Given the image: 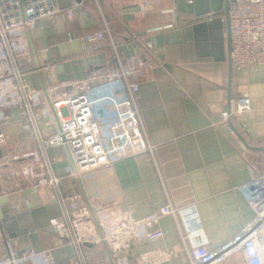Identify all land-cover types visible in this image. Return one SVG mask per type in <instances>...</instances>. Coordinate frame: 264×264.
I'll list each match as a JSON object with an SVG mask.
<instances>
[{"label": "crops", "instance_id": "obj_1", "mask_svg": "<svg viewBox=\"0 0 264 264\" xmlns=\"http://www.w3.org/2000/svg\"><path fill=\"white\" fill-rule=\"evenodd\" d=\"M55 1L59 13L43 20L33 34V46L41 41L48 47L45 60L39 61L34 47L36 69L22 74L33 87L83 79L117 60L142 55L145 40L151 41L156 61L136 94L154 151L82 177L86 206L128 209L135 218L167 203L177 207L175 217L163 215L157 221L162 239L139 242L130 251L131 256L159 248L179 252L159 264H189L180 234H190L188 247L218 248L232 240L253 218L237 186L248 180L249 164L264 171V64L231 69L225 0H215L212 6L206 0H194L193 5L173 0H81L70 18L64 11L73 0ZM142 3L148 4L145 14ZM99 31L105 34L97 46L82 42L86 34ZM68 32L74 34L72 40ZM42 64L58 68L55 82L50 69L37 67ZM238 88L248 92L251 109L232 117V128L222 123L223 111L232 107ZM0 132L5 136L0 142V197H8L1 206L3 214L35 227L42 250L51 251L55 264H110L102 244L76 245L63 238L51 246L44 243L43 222L65 219L64 209L71 215L72 195L85 200L79 184L66 173L70 158L57 147L42 150L38 144V137L50 136L55 126L38 120L27 130L21 113L13 112L7 119L0 113ZM49 170L63 179L64 204L53 186L36 184L40 176H49ZM6 254L0 243V259ZM214 264L246 263L237 251Z\"/></svg>", "mask_w": 264, "mask_h": 264}, {"label": "built area", "instance_id": "obj_2", "mask_svg": "<svg viewBox=\"0 0 264 264\" xmlns=\"http://www.w3.org/2000/svg\"><path fill=\"white\" fill-rule=\"evenodd\" d=\"M173 1L194 3V0ZM77 4L73 0L65 9L66 18L72 16ZM147 10L148 4L142 3V13ZM57 13L55 0H0V113L6 119L13 112L21 113L22 125L27 130L38 120L53 124L55 132L46 138L38 137V144L42 150L66 147L70 158L66 173L78 183V179L95 170L153 153L154 146L147 138L136 105V94L140 80L156 66V61L151 41L145 40L141 45L142 55L117 60L116 65L93 70L83 79L35 88L22 79L25 70L36 69L33 34L40 28L41 21ZM228 27L231 69L237 72L264 64V0H229ZM104 34V31L89 33L81 39L84 44L97 46ZM67 36L69 40L75 37L72 32ZM37 67L47 71L54 65ZM250 109L248 92L238 88L232 107L223 111L222 123L230 127L232 117ZM0 142H5L2 132ZM248 169V180L237 186V190L251 208L252 220L232 240L218 248L188 247L185 240L190 234H180L181 250L187 255L189 264L218 263L237 251L242 253L246 264H264V171L250 164ZM36 184L53 186L63 203L62 178L49 170V176H40ZM70 209L71 215L64 209L65 219L51 220L56 233L76 245H105L114 264H159L179 253L172 248L148 250L135 256L130 252L134 244L162 239L163 230L157 226L159 217H175L178 212L170 203L145 217L135 218L128 209L101 204L88 208L85 200L74 194L70 197ZM0 264H55V261L50 250L28 251L14 257L10 248Z\"/></svg>", "mask_w": 264, "mask_h": 264}, {"label": "water", "instance_id": "obj_3", "mask_svg": "<svg viewBox=\"0 0 264 264\" xmlns=\"http://www.w3.org/2000/svg\"><path fill=\"white\" fill-rule=\"evenodd\" d=\"M76 2L80 3L81 0H75ZM215 0H206L205 2L209 3V5L212 6L214 4ZM228 2L229 0H225L224 2V13L226 16V24H227V31H228V44H229V51H230V38H229V27H228ZM44 22L41 21L40 25H43ZM33 51H34V46H32ZM58 72V68L55 70L50 69L49 73L50 76L52 77L53 81L55 82V73ZM231 124V123H230ZM232 126V125H231ZM78 184L81 189V192L85 198L86 203L89 204L87 195L85 193V190L83 188L82 180L78 179ZM8 202V197L7 196H2L0 197V237H1V245H3L6 248V252L11 250L14 251V257H20L23 253L28 252V251H34V252H39L43 249V244L40 239L39 233L35 227H27V226H22L18 223L12 222L15 221L14 218L7 216L3 214L1 210V206L4 203ZM89 207H91L89 205ZM15 229V231L13 230ZM11 230V232H10ZM86 245H91L88 243H85ZM10 247V248H9ZM105 250L107 252L109 262L110 264H114L111 254L108 251L107 247L104 245Z\"/></svg>", "mask_w": 264, "mask_h": 264}, {"label": "rangeland", "instance_id": "obj_4", "mask_svg": "<svg viewBox=\"0 0 264 264\" xmlns=\"http://www.w3.org/2000/svg\"><path fill=\"white\" fill-rule=\"evenodd\" d=\"M60 3H62V0H60ZM45 25L48 26V20L45 21ZM45 46L46 45L41 41H37V43L36 41H34L35 51L37 53L39 61L41 62L45 60V56H46ZM73 47L74 46H72V49ZM46 85L47 87H50L49 84L46 83ZM57 148L62 156L66 157L67 159L69 158L66 147L59 146ZM0 157H1V151H0ZM34 219L35 218H33V220ZM41 227H42V236L45 245L51 246L53 244H56L57 242H62V238L57 233H55L54 227L51 225V219H49V221L47 220L46 222L44 221ZM13 231H15V229ZM63 264H67V263H63Z\"/></svg>", "mask_w": 264, "mask_h": 264}, {"label": "trees", "instance_id": "obj_5", "mask_svg": "<svg viewBox=\"0 0 264 264\" xmlns=\"http://www.w3.org/2000/svg\"><path fill=\"white\" fill-rule=\"evenodd\" d=\"M97 244H93V247H96Z\"/></svg>", "mask_w": 264, "mask_h": 264}]
</instances>
